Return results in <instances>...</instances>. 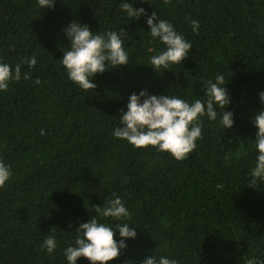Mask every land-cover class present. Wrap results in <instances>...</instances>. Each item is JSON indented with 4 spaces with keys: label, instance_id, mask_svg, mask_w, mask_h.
<instances>
[{
    "label": "trees",
    "instance_id": "trees-1",
    "mask_svg": "<svg viewBox=\"0 0 264 264\" xmlns=\"http://www.w3.org/2000/svg\"><path fill=\"white\" fill-rule=\"evenodd\" d=\"M119 2L56 0L54 9L42 10L37 0H0V60L37 59L33 69L22 64L21 79L0 92V160L12 170L0 188V264H67L63 250L74 231L113 194L128 208L137 235L106 264H139L152 252L178 264L264 260V182L249 185L248 176L255 161L252 117L264 107L258 95L264 0H124L155 11L192 42L181 64L161 72L147 65L162 45L147 33L146 18L127 17ZM73 21L94 32H125L129 63L98 73L87 92L67 78L59 60L68 44L63 29ZM218 73L234 124L220 125L221 109L216 121L202 117V138L185 159L113 137L131 93L191 101L202 98L203 81ZM48 235L57 241L52 254L41 246ZM78 264L90 262L81 257Z\"/></svg>",
    "mask_w": 264,
    "mask_h": 264
},
{
    "label": "clouds",
    "instance_id": "clouds-1",
    "mask_svg": "<svg viewBox=\"0 0 264 264\" xmlns=\"http://www.w3.org/2000/svg\"><path fill=\"white\" fill-rule=\"evenodd\" d=\"M55 3L56 0H37V5L42 10L54 9ZM133 3L120 0L119 9L131 19H139L143 15L152 41L162 45L150 57L147 65L161 72V69H171V65L181 64L189 55L192 42L168 20L161 15L157 16L155 11L149 14L142 7H133ZM190 27L193 33H198L199 21L192 19ZM63 31L68 44L62 49L60 64L67 78L85 92L96 88L93 78L98 73L129 63L123 29L94 32L87 24L73 21ZM22 64L33 69L37 65V59L35 56H26L21 63L14 65L0 60V92L6 91L11 81L21 79ZM23 78L29 79V73L24 72ZM34 83L38 85L40 80L37 78ZM202 91V98L191 101L166 92L159 95L150 94L147 90H141L138 94L131 93L126 110H120L119 126L113 129V137L128 142L134 148L152 146L157 152H166L176 160L185 159L196 149V142L202 138V117L216 121L217 109H221L220 125L227 130L234 124V113L226 110L231 99L225 76L218 73L214 80L203 81ZM258 95L261 105H264V91ZM252 124L257 131L252 140L255 161L248 171L249 185L264 182V107L252 117ZM40 135H45L44 129H40ZM11 176V167L0 160V188L5 186ZM222 187L223 185H217V188ZM92 210L95 214L87 222L78 225L74 231L76 235L73 243L63 250L67 264H78L81 257L86 258L90 264H106L121 254L127 247L128 239H135L137 235L135 227L130 226L135 224L127 222L130 213L120 196L113 194L103 205H93ZM109 219L115 223L104 222ZM114 235H118L119 239H114ZM41 246L49 254L54 253L57 247L55 236L48 235ZM139 264H178V261L152 252ZM246 264H264V260L251 257L246 260Z\"/></svg>",
    "mask_w": 264,
    "mask_h": 264
}]
</instances>
